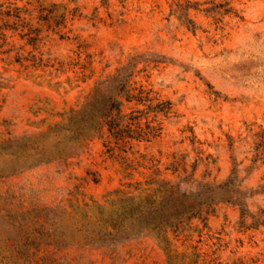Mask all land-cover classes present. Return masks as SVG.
<instances>
[{
    "label": "rangeland",
    "instance_id": "rangeland-1",
    "mask_svg": "<svg viewBox=\"0 0 264 264\" xmlns=\"http://www.w3.org/2000/svg\"><path fill=\"white\" fill-rule=\"evenodd\" d=\"M118 69L117 81L131 71V88L157 105L148 113L159 129L114 149L102 132L67 158L12 175L0 157V264L30 251L46 226L42 208L70 195L102 200L150 178L180 191L231 178L236 200L183 224L170 257L148 234L51 255H82L81 264H264V0H0V141L51 145L65 116L98 82L112 88ZM118 99L122 113L144 115L123 92ZM19 241L26 245L17 249Z\"/></svg>",
    "mask_w": 264,
    "mask_h": 264
},
{
    "label": "trees",
    "instance_id": "trees-1",
    "mask_svg": "<svg viewBox=\"0 0 264 264\" xmlns=\"http://www.w3.org/2000/svg\"><path fill=\"white\" fill-rule=\"evenodd\" d=\"M119 69L109 76L113 80L112 88L101 87L106 81L98 82L81 107L65 116L60 124L61 130L51 145L37 143L28 137L1 140L0 157L11 164L8 175L67 158V150L102 132L109 137L106 140L109 149L112 146L114 149L119 143L128 144L133 138L148 140L153 136L159 127L156 118L149 117L148 112L155 111L153 108L157 105H152V98L142 87L131 88V71L128 78L117 81L115 77ZM121 92L126 101L134 100L143 105L144 115L122 113L121 100L118 99ZM143 125H146L147 131L143 130ZM49 129L41 135H48ZM111 137L115 138L117 145H112ZM67 141H70V145H66ZM230 180L228 178L218 184H199L195 191H180L177 184L150 178L144 182L129 183L133 191H109L102 200L85 195L73 198L68 194L70 196L60 203L39 211L37 220L46 217V226H40L37 230L39 236L27 244L30 251L24 254L18 252L16 258L19 264H81L77 259L82 255L64 259L51 254L70 248L78 249L80 254L85 249H112L129 239L147 234L163 245L167 257H170L176 253L171 235H177L183 224L205 213V206L235 199L228 187ZM42 232L47 233L45 238L40 237ZM25 245L26 242L19 241L15 247L20 249Z\"/></svg>",
    "mask_w": 264,
    "mask_h": 264
}]
</instances>
